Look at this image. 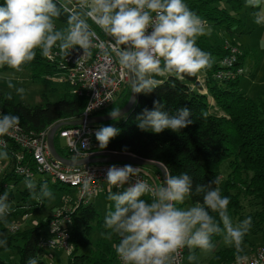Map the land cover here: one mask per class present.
<instances>
[{
    "label": "clouds",
    "instance_id": "9594fccd",
    "mask_svg": "<svg viewBox=\"0 0 264 264\" xmlns=\"http://www.w3.org/2000/svg\"><path fill=\"white\" fill-rule=\"evenodd\" d=\"M262 6L264 0H245L246 8ZM61 16H66V26L58 29L56 21ZM253 18L257 25L264 24V15L259 12ZM89 20L109 38L99 43V52L105 61H110L115 53L119 65L130 75L131 93H152L159 84L156 76L167 74L184 79L185 75L194 76L211 67V54L196 46L197 37L210 35L211 28L184 0H3L0 68L7 66L21 71L22 65L35 58L36 49H40L43 57H49L54 47L65 57L77 47L83 50V55H91L98 34ZM7 86L14 88L10 81ZM15 91L23 98V88ZM6 98L12 99L11 92ZM108 115L113 120L121 119L120 107H113ZM190 116L188 107H179L170 114L161 102L154 100L153 107L143 109L137 117V127L154 134L166 129L179 132L193 123ZM19 125L18 115L0 114V136ZM119 131L112 125L95 130L99 149H105ZM86 146L85 143L81 148ZM72 147L70 164L77 166L80 151L74 143ZM0 159H8L6 146L0 145ZM138 174L139 167L113 164L104 178L108 185L107 200L112 203L103 223L110 231L100 235L109 240L113 235L119 238L115 251L122 264H175L176 255L184 248L189 250L188 260L193 261L194 249L205 252L213 249L214 234H222L225 245L235 248L237 264L247 259L239 253L243 251L252 218L233 223L227 212L228 197H222L220 189L214 187L220 183L218 178L194 187L193 177L187 172L172 175L165 171L162 184L152 187L141 179H133ZM23 183L32 199L40 202L54 199L47 183L37 187L30 175ZM84 189H88L87 183ZM145 194H150L151 202L141 199ZM200 194L202 201L195 206L178 207L187 197ZM10 211L6 190L0 195V221L7 223ZM213 212L218 219L210 214ZM0 248L7 249V237L2 234ZM26 264H38V260L29 257Z\"/></svg>",
    "mask_w": 264,
    "mask_h": 264
},
{
    "label": "trees",
    "instance_id": "16d2710c",
    "mask_svg": "<svg viewBox=\"0 0 264 264\" xmlns=\"http://www.w3.org/2000/svg\"><path fill=\"white\" fill-rule=\"evenodd\" d=\"M184 3L197 16L224 27L230 35H233L234 22L239 21L234 14L245 6V0H184ZM0 4H3V0H0ZM228 6L234 13L228 10ZM59 20L66 26V16H61ZM196 46L211 54V67L203 69L202 80L198 79L197 74L185 75L184 79H177L167 74L156 76L155 79L159 81L158 87L147 95L136 94L133 107L121 119L95 124L98 127L112 125L120 131L110 140L105 149H99L94 135L90 149L93 152L131 153L142 159L163 164L167 172L172 175L187 172L193 177L194 187L196 184H207L212 179L219 178L218 166L221 161L228 159L230 171L224 185L221 187L214 185V187L220 189L222 197H228L227 212L232 220L235 217L242 219V215L239 214L242 204L237 189L242 188L245 195L255 201L258 208L247 215L252 218L249 232L254 236L261 234L260 246H264V108L239 88L244 53H235L233 64L230 67L223 63L226 57L232 55V48H239L233 39L219 43L203 35L197 37ZM35 51V58L21 66L29 70L30 78L44 80L47 76L66 72L65 56L58 48L52 49L58 53L52 60L43 57L40 49ZM238 69H240L239 72H237ZM227 70H231V77L225 74L217 77L218 72ZM62 84L61 97L55 101L46 100L44 105L18 102L13 96L11 100H8L6 98L8 92L0 90V109L2 114L18 115L20 126L26 132L38 133L55 123L65 122L66 124L57 129L53 141L56 151L61 156L71 158L72 154L66 148L65 142L63 145L59 143V139H62L59 137V131L73 126L68 122L80 118L87 99L84 95L79 96L75 93V88L69 81L64 79ZM202 88L205 89L204 93L201 91ZM130 93L131 86L128 81L117 93L113 103L96 114L106 115L113 107L121 108L129 99ZM208 95L212 96L221 113L212 114L210 112ZM154 100L161 102L170 114H174L179 107H188L191 111L189 118L193 120V123L179 132L168 129L159 134L141 131L137 127V117L143 109H151ZM6 150L10 169L3 173L0 188L11 180L17 183L25 179L14 172L15 153L21 152L20 148L11 142ZM151 167L156 175H160L156 167ZM43 183H47L51 191L61 188L57 184L60 182L52 184L49 177L39 179L36 183L37 187ZM21 193L23 194L22 200L25 196L31 195L27 188ZM202 195H192L188 198L195 204L202 201ZM141 199L151 202V197L147 195L142 196ZM35 204L38 202L23 204L15 201L11 205L7 223L0 221V234L7 237V249H15L17 252L16 264H26L27 259L33 256L37 258L38 264H45L40 258L44 247L39 245V241L54 215H49L35 226L23 230L18 227L11 231L9 228L11 224L17 225L15 223L17 216L27 215L35 208ZM184 205L185 201L178 207L183 208ZM65 214L68 215L67 220L71 224L70 234L67 233L70 251L67 252L65 264H122L115 251L119 238L113 235V238L109 240L100 235L110 230L103 227L104 219L99 216L92 203L80 200L73 205L72 209L63 210V215ZM210 214L218 219L217 213ZM93 222L94 227L99 231V236L94 241L91 237ZM216 236L218 234H214L211 240ZM246 236L243 241L248 243L252 249L254 243ZM242 249L243 251L239 253L241 256L245 254L243 246ZM2 250L5 248H0V251ZM236 255L234 247H224L214 254L208 264H226L236 260ZM0 264L10 263L0 257Z\"/></svg>",
    "mask_w": 264,
    "mask_h": 264
},
{
    "label": "rangeland",
    "instance_id": "374dc122",
    "mask_svg": "<svg viewBox=\"0 0 264 264\" xmlns=\"http://www.w3.org/2000/svg\"><path fill=\"white\" fill-rule=\"evenodd\" d=\"M63 2V0H61ZM224 6H226L224 4ZM228 10L231 13H234L228 6ZM259 12L261 15H264V6L258 9L246 8L245 6L240 9L236 14H234L239 21H235L233 24V35H230L226 32L224 27L213 24V22L206 20L204 17H200L207 22V25L211 28V34L206 35L210 40L214 42L222 43L226 40L233 39L239 48L235 49V53H244L242 72L239 76V88L246 95L255 100L256 103L261 104L264 108V24L257 25L254 23L253 14ZM56 27L62 28L65 27L64 23L60 20L56 21ZM57 48V47H55ZM231 49V50H232ZM198 79L202 80L204 77L203 69L197 73ZM65 73L59 72L53 74L52 76H47L44 80H33L30 78V72L26 68H22L21 71H15L10 68H0V90L5 92H11L15 101L23 102L30 105H44L46 100L55 101L61 97L62 93V79H64ZM11 82L14 85L13 89L8 88V82ZM15 88H23L24 94L23 98L18 95L15 91ZM201 91L204 93L205 89L202 88ZM209 104V110L212 114L221 113L220 108L214 102L212 96L208 95L207 98ZM61 145L64 144L63 139H59ZM145 170L150 174L154 175L155 171L151 166H144ZM10 169L9 159H0V179L5 171ZM229 160L224 159L218 166L219 181L218 187L224 185V182L229 174ZM48 176L46 174L37 173L33 176V180L37 183L39 179H45ZM23 179L14 183L13 180L9 181L5 186L0 188V195H2L6 190L9 194V203L13 205L15 201L23 204H35V208L28 212L27 215L23 217L17 216L15 218V223L17 226L23 230L35 226L41 220H44L49 215H54L59 210H68L72 209L73 205L78 202L79 194L77 189L74 186L57 183L59 189H53L52 193L54 199L48 200L45 199L43 202L32 199L31 195L25 196V199L22 200L21 193L26 187L23 183ZM162 182V179H161ZM159 183V186L161 185ZM52 184H56L51 180ZM49 189L50 186L48 185ZM123 189H121L122 191ZM239 191V197L241 200L242 208L239 211V214L242 215L243 220L247 218L248 213L254 212L258 208L255 205V201L246 196L243 189H237ZM113 191H117L116 188H113ZM108 186L102 185L99 191L88 197L87 201L92 203L93 207L97 210L99 216L104 219L105 214L108 210V205L112 202L107 200ZM197 203L193 204L189 198L185 199V205L183 208H189L195 206ZM52 220V218H51ZM235 217L233 223L240 221ZM70 221L62 220L59 224V228L63 231L70 234ZM93 229L91 232L92 240L94 241L99 236V231L94 227V222L92 223ZM51 234L46 227L43 231L42 238L47 239ZM260 236L257 234L254 236L252 233H248L246 238L249 241H252L254 245L251 247L248 243H244L242 246L245 248V254L243 257H249L252 255L253 251L260 246ZM212 244L214 245L211 251L205 252L200 249H194L192 254L196 257L195 260L189 261L188 255L189 250L184 253V261L186 264H208L210 259L214 254L226 246L223 241V235L218 234V236L212 239ZM254 248V249H253ZM67 251L63 248L56 246H45L40 255V258L45 262V264H65L67 261ZM0 257L10 263L16 264L18 261V255L15 249H5L0 251Z\"/></svg>",
    "mask_w": 264,
    "mask_h": 264
},
{
    "label": "built area",
    "instance_id": "2783aa9c",
    "mask_svg": "<svg viewBox=\"0 0 264 264\" xmlns=\"http://www.w3.org/2000/svg\"><path fill=\"white\" fill-rule=\"evenodd\" d=\"M89 23L92 26L93 23L90 20ZM93 25V29L98 34V39L94 41V44L97 46L91 49V55H83V50L77 47L64 57V62L67 64L64 79L74 86L75 93L79 96L84 95L87 99L81 116L78 119H82L83 123L63 128L59 131V137L64 140L66 148L72 156L74 155L73 143L79 149V159L96 153L90 148L95 130L99 127L84 121L89 117L98 115L96 114L98 111L112 104L117 93L129 81L127 70L119 65L114 52L111 55L110 61H105L103 55L100 54L99 43L106 42L109 38L95 24ZM231 53L232 55L223 60V63L228 67L233 64L235 49H232ZM57 55L56 51H52L51 55L47 58L52 60ZM230 71L218 72L217 77H221L224 74L231 77ZM239 71L240 69L237 70V72ZM0 114H2L1 109ZM50 128L51 126H48L38 133H33L24 131L19 125L17 129L0 136V145L7 148L12 142L17 144L21 150V152L15 153L14 172L17 175H21L24 178L30 175L33 178L37 173L46 174L54 182L74 186L79 194L78 201L87 202L88 197L96 194L102 185H107L104 178L108 167L113 164L117 166L130 164L125 162H99L72 166L62 163L53 158L50 153L47 141ZM85 143L87 146L81 148V145ZM131 165L139 167L138 177H134L133 179H141L152 187L159 186L161 182L160 175H150L143 166ZM85 183L88 184L87 190L84 189ZM145 195L150 196V194ZM67 218L68 215H63V210H59L54 214L48 226V231L51 235L46 240L42 238L39 241L41 247L56 246L64 248L67 252L70 251L68 234L59 228L60 222L67 220ZM9 228L13 231L18 226L11 224ZM186 249L180 250L176 255L175 264H186L184 261ZM226 264H237V261L233 260ZM242 264H264V246H258L252 255L243 261Z\"/></svg>",
    "mask_w": 264,
    "mask_h": 264
},
{
    "label": "water",
    "instance_id": "95a60500",
    "mask_svg": "<svg viewBox=\"0 0 264 264\" xmlns=\"http://www.w3.org/2000/svg\"><path fill=\"white\" fill-rule=\"evenodd\" d=\"M129 74V73H128ZM129 83L131 86V78L129 75ZM136 101V94L135 93H130L129 99L127 100V102L120 108L122 116L127 114L130 109L133 107L134 103ZM113 120L109 117L108 114L106 115H96L93 117H89L88 119H86L87 123H91V124H96V123H102V122H106V121H110ZM83 120H76V121H72V122H68L69 125H79L82 124ZM66 124L65 122H58L55 123L51 126L48 137H47V141H48V146H49V150L51 155L53 156V158H55L56 160L65 163V164H69L71 158H66L61 156L55 149L54 147V136L56 134V131L59 127H61L62 125ZM99 162H125V163H130V164H135V165H139V166H146V165H150V166H154L158 169V171L160 172V176L162 181L164 180V174L165 171H167V169L165 168V166L159 162L156 161H151V160H147V159H142L136 155H133L131 153H125V152H115V151H100V152H96L92 155H89L87 157L81 158L78 162L77 165H81V164H85V163H99Z\"/></svg>",
    "mask_w": 264,
    "mask_h": 264
}]
</instances>
